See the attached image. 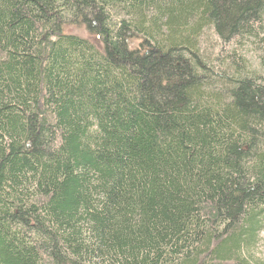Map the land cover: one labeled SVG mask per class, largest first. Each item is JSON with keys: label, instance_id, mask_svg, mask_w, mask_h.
<instances>
[{"label": "trees", "instance_id": "1", "mask_svg": "<svg viewBox=\"0 0 264 264\" xmlns=\"http://www.w3.org/2000/svg\"><path fill=\"white\" fill-rule=\"evenodd\" d=\"M263 232L264 0H0V264H264Z\"/></svg>", "mask_w": 264, "mask_h": 264}, {"label": "rangeland", "instance_id": "2", "mask_svg": "<svg viewBox=\"0 0 264 264\" xmlns=\"http://www.w3.org/2000/svg\"><path fill=\"white\" fill-rule=\"evenodd\" d=\"M68 31L73 32V33L80 32V34H83L84 36H87L88 35V33L85 32L84 30H80L79 31V30H76L73 27H70L68 29ZM256 253H257L258 256L264 258V232L261 233V237H260V241H259V244L257 246V249H256Z\"/></svg>", "mask_w": 264, "mask_h": 264}]
</instances>
